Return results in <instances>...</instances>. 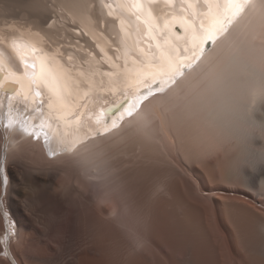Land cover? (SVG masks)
I'll return each mask as SVG.
<instances>
[{
	"label": "bare ground",
	"instance_id": "bare-ground-1",
	"mask_svg": "<svg viewBox=\"0 0 264 264\" xmlns=\"http://www.w3.org/2000/svg\"><path fill=\"white\" fill-rule=\"evenodd\" d=\"M134 2H56L41 17L24 0H0V65L12 74L5 83L27 95L13 105L11 123L7 100L0 110L9 178L0 264H264V172L243 163L264 149V135L249 124L264 128L260 10L204 52L187 79L138 101L151 74H166L140 62L162 65L165 49L190 55L192 25L208 27L210 17L199 6L183 10L181 0H140L142 11ZM245 39L255 52L240 58L219 94L206 73ZM18 121H44L48 146L12 133ZM238 124L252 133L242 144L230 139Z\"/></svg>",
	"mask_w": 264,
	"mask_h": 264
},
{
	"label": "snow or ice",
	"instance_id": "snow-or-ice-1",
	"mask_svg": "<svg viewBox=\"0 0 264 264\" xmlns=\"http://www.w3.org/2000/svg\"><path fill=\"white\" fill-rule=\"evenodd\" d=\"M148 2L155 3L156 0H148ZM165 3L172 4L174 3V0H165ZM185 4H187V8L184 7ZM129 6L137 10H143L140 0H135V2ZM197 6L200 7V11L203 12L204 15L210 17V23L208 27H205L203 23L199 25L198 29L194 24L192 25L193 50L190 55L182 56L178 51L165 49L160 52V60L163 62L162 65H156L146 61L140 62L145 67H160L161 73L165 71L166 67V74H151V81L146 82L143 88H138L137 90L136 99L138 101L152 95L154 92H163L166 85L176 84L178 78L180 77L187 79L188 76L191 75V69L193 66L197 64V62H200L204 56L205 45L209 44L210 42L211 46H218L217 40L220 37H224L225 40H227L228 37L225 34H230V28H232V26L237 23L239 19L247 16L249 12H254L257 8L260 10V35L262 39L260 48V61L262 70H264V2L257 5L254 0H181V8L185 11H190ZM213 8L216 9L215 12H213ZM191 15L195 17L196 13L191 11ZM13 47L18 46L14 44ZM159 47L160 45L157 44V48ZM228 48L229 52L225 56L220 70H210L208 73H206L208 81L207 86L214 88L219 94H223L228 90L230 81H232L234 78L233 70L238 64L240 58L244 55H251L255 52L254 46L248 39H245L241 42L240 46L236 47H233V45L230 43ZM187 51L188 49L185 48V52ZM24 64L25 68L27 69L29 62L24 61ZM31 67L33 69L31 73L32 83L36 84L35 58L33 59ZM205 67H207V62H205ZM186 70L188 71L186 72ZM0 73H3V75L0 76V92L11 91L14 94L13 97H6L7 114L9 117V123H11L13 120V105L15 103H24L27 100V95H20L22 86L13 87L11 83H5V81L8 80L9 76L12 74L4 71L2 65H0ZM45 79H47V77H45ZM35 95L39 97L41 94L39 91H37ZM259 95L262 99H264V86L261 87ZM17 96L19 99H16ZM49 107H51V104H49ZM3 108L4 98H0V110H3ZM128 114L131 115L132 110H129ZM72 119L79 121V116H73ZM22 123L24 125V130L28 132V122L22 121ZM97 123H99V121H97ZM117 124L118 121L113 122L112 126L115 127ZM249 124L253 129H258L261 135H264V128L254 126L251 123ZM39 128L41 130L45 128L44 121H41ZM104 128L107 130L109 125L105 124ZM28 134L32 135L31 132H28ZM38 136L39 134L37 133L36 138H38ZM86 139H89V137L84 136L79 141H73L71 147L67 150L71 151L73 148H75L78 142L82 143ZM47 146L48 143L47 140H45V147ZM7 163V156H5L4 160L0 161V214L4 216L5 220L8 218V213L4 207V198L7 195L9 184ZM243 163L251 167L253 171L259 167L260 171L264 172V149L259 150V152H254L252 158L243 161ZM239 176L244 182H247V177L243 175L242 169H239ZM30 190L38 195H43L41 189L35 183L30 185ZM5 254L7 255L8 253L6 252ZM13 264H15V262H13Z\"/></svg>",
	"mask_w": 264,
	"mask_h": 264
},
{
	"label": "rangeland",
	"instance_id": "rangeland-1",
	"mask_svg": "<svg viewBox=\"0 0 264 264\" xmlns=\"http://www.w3.org/2000/svg\"><path fill=\"white\" fill-rule=\"evenodd\" d=\"M24 1L28 5L29 11L31 12V14L35 16H41V17L48 16L51 14L50 4L56 3V2L68 4V2H70V0H24Z\"/></svg>",
	"mask_w": 264,
	"mask_h": 264
},
{
	"label": "clouds",
	"instance_id": "clouds-1",
	"mask_svg": "<svg viewBox=\"0 0 264 264\" xmlns=\"http://www.w3.org/2000/svg\"><path fill=\"white\" fill-rule=\"evenodd\" d=\"M252 133L249 128L242 124L235 125L231 133L230 139L236 144H242L251 137Z\"/></svg>",
	"mask_w": 264,
	"mask_h": 264
},
{
	"label": "water",
	"instance_id": "water-1",
	"mask_svg": "<svg viewBox=\"0 0 264 264\" xmlns=\"http://www.w3.org/2000/svg\"><path fill=\"white\" fill-rule=\"evenodd\" d=\"M173 31H175L176 33H180V29L177 27V26H175L174 28H173ZM163 34L164 33H160L158 36L159 37H162L163 36ZM221 38V37H220ZM219 38V39H220ZM218 39V40H219ZM218 40H217V42H218ZM151 45V44H150ZM213 48V46H211V44H210V42H209V44H207V45H205V52H208L209 50H211ZM137 57H139V56H137Z\"/></svg>",
	"mask_w": 264,
	"mask_h": 264
}]
</instances>
